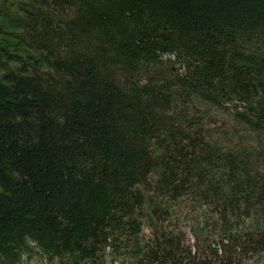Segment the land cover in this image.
<instances>
[{"label":"trees","instance_id":"16d2710c","mask_svg":"<svg viewBox=\"0 0 264 264\" xmlns=\"http://www.w3.org/2000/svg\"><path fill=\"white\" fill-rule=\"evenodd\" d=\"M0 264H264V0H0Z\"/></svg>","mask_w":264,"mask_h":264},{"label":"rangeland","instance_id":"374dc122","mask_svg":"<svg viewBox=\"0 0 264 264\" xmlns=\"http://www.w3.org/2000/svg\"><path fill=\"white\" fill-rule=\"evenodd\" d=\"M2 4H4V2ZM2 8H4V6ZM146 233H148V231H146Z\"/></svg>","mask_w":264,"mask_h":264}]
</instances>
